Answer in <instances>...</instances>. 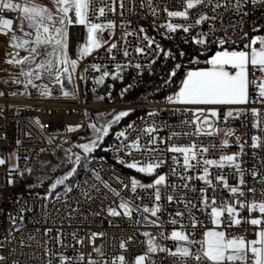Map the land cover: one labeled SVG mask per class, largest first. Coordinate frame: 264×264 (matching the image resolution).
<instances>
[{"label": "built area", "instance_id": "built-area-1", "mask_svg": "<svg viewBox=\"0 0 264 264\" xmlns=\"http://www.w3.org/2000/svg\"><path fill=\"white\" fill-rule=\"evenodd\" d=\"M14 3H24V0H12ZM110 2V0H109ZM221 4L227 7L216 8L213 11L217 0L207 7L201 5L197 9L189 10V19L169 18L165 8L168 10H182V0H135L129 4L125 0L126 7L123 10V16L120 15L121 9L116 6V13H107L106 17L93 19V22L107 23L108 20L115 21L116 28L111 31L105 30L102 46L95 50L91 55L79 59L76 84L77 95L75 97H43L29 94H11L7 88L1 85L0 93V154H7L10 149L15 150L16 165L12 170L8 162L0 165V255L6 257L4 264H46L51 259L52 264H60L59 254L75 258L83 254L87 264L89 259L101 260V257L93 251V244L89 242L91 233H104L103 237L95 239V246H103V262L112 264V260L124 255L127 264H133L135 257L147 252L148 237L142 235L144 232L151 234L155 242L167 249L175 251L180 244L170 239L173 230H183L186 233H193L196 240V246L191 250L195 252L199 248L203 237V232L212 227L211 219L208 214L211 208L204 211H198L202 208L200 202V189L207 187L202 181L193 180L190 187L197 191L192 192L182 187L175 191L172 187H164L160 205L162 212L157 217H152L150 213H143V206H154L152 190L137 189V193H132L129 188H125L120 181L125 184L130 183L131 178L139 180L143 184L152 183L153 178L144 173H138L134 169H128L119 161L123 159L130 162L132 158L139 160L142 164L151 162L156 155L165 159L166 163L157 170L160 174L168 175L169 184L183 182L177 176L171 175V168L176 167L178 173H184L182 165L183 160L179 154H175L180 159V165H173L171 159L173 153L160 152L151 156L144 151H132V156L128 155L127 149L118 151L123 143H130L137 136H140L141 145H148V134L144 131L149 127L157 130L151 135L158 138V146L165 149L169 144L187 145L195 142L197 145L209 147V151L204 154L208 159L219 160L223 155H231L240 151V145H244V155L240 157L243 161L242 167L246 169L245 186H241L246 193L243 197H234L227 189L217 184L216 191L208 189L207 196L209 201L215 196L217 205L222 201L233 202L236 199L243 201L257 202L264 201V185L258 183L259 176L254 180L250 175L253 167L264 175V146L253 149L252 136L260 138L264 142V125L254 127L257 123L251 109L255 108L261 114H264V104L259 102V85L264 84V74L256 71L252 74L250 66L249 79L255 83L249 87L250 100L256 101L248 105L235 106L245 110L244 115L237 118L223 119V114L228 111L227 107H220V118H212L210 121L212 128L216 130L213 136H192L180 138L173 137L168 140L173 131L194 130V125H181L182 120L193 119L191 112L184 111L183 105H172L167 101V97L173 96L177 91L171 90L173 78L181 72L177 78L182 83L186 72L190 67L198 65L194 58L201 57L203 53H210L214 48L217 49H235L245 50V45L249 44L251 39L257 35L264 36V7L253 6L251 3L243 4V10L248 12L247 16L236 14L235 0H219ZM141 4L143 6H141ZM99 0L93 7H99ZM131 8V11L128 9ZM152 9H156L153 15ZM207 14L209 17L217 16L216 20H208L201 25H195V20L201 14ZM5 18L13 20L12 29L16 35L22 36L20 31L21 14L18 12L4 11L0 13ZM128 21H131L128 24ZM171 23H180L184 25L192 24L189 32L177 30L175 33H169L166 27ZM125 27H121V24ZM143 27L144 33H139ZM257 29L259 31H257ZM24 31H31L27 27ZM126 32H133V35H125ZM148 35L155 40L153 49L160 45L165 52H171L173 58H165L163 52L156 55L152 50L148 54L142 55L135 52L136 47H145L147 41L142 40V35ZM206 34V35H204ZM0 34V59L3 58L7 48H11L14 53H20L22 49H14L10 45V36ZM79 46L86 41V28L82 25L77 30ZM27 38V37H26ZM205 39V44H197L194 39ZM224 39L227 43L221 45L219 41ZM111 43H116L117 48L111 54L106 49ZM73 47L71 57L77 58V49ZM256 47H259L257 44ZM127 49L130 53L125 57L123 51ZM158 51V50H157ZM113 56L115 59H113ZM155 56V62L153 58ZM198 57V58H199ZM200 62H205L200 60ZM100 66V70H94L91 65ZM119 78H113L118 69ZM140 64V68L135 65ZM180 65L176 68V65ZM85 69L87 71L85 72ZM175 70L176 75L171 76ZM104 71L110 73L105 77L103 83L97 84L96 80ZM83 75L84 80L79 77ZM128 89L127 91H124ZM179 108L181 111L174 114L173 109ZM121 111H128L129 115L123 117L118 123H114L109 128V134L104 137L100 148L93 153L78 154L71 151L73 168L76 169L74 177L69 186L65 189L52 188L50 185L33 187L30 185V172L37 161L39 154H53L60 147H64L63 140L74 139L75 142L68 148L71 149L83 140L82 134L88 130L89 118L91 114L106 116L100 127L112 121L114 116ZM154 113V115H153ZM264 119V115L261 116ZM131 125V127H129ZM205 128V126H204ZM74 129V130H70ZM233 135L227 136L228 130ZM209 130V128H205ZM120 132H125L128 140L119 137ZM96 137V134L91 137ZM119 137V138H118ZM236 137H240L237 141ZM163 138L165 143L159 144V139ZM227 140L228 146L221 147V143ZM19 141V143H17ZM215 145V147H212ZM148 147H155L148 145ZM80 156V163L75 162L76 156ZM210 172L214 177L216 174H223L232 186L238 184V178H234V170L228 167L223 169L212 166ZM99 173L103 181L108 182L112 188L120 192V197H115L108 190L103 188L100 181L96 180L95 174ZM201 173L197 168L187 175L195 176ZM119 178V180L117 179ZM13 179L14 183H9ZM214 183L215 180L213 181ZM96 185L100 188L97 192L91 186ZM256 188L253 195L248 192L249 188ZM71 188V191L68 189ZM24 189L23 192H17ZM89 193L93 199L88 200L85 193ZM167 195L176 197L185 196L192 204L197 205L192 208L191 205L186 209L184 203L173 201L169 203ZM139 197V198H137ZM120 198L130 201V206L134 209L139 206L140 211H133L131 219L128 217H109L106 209L108 207H117ZM240 218L252 219V214L247 208L240 210L237 205ZM178 211L184 212L183 217L176 216ZM100 213V215H95ZM189 214L195 216L200 223L195 229L192 228L189 220ZM225 215H227L225 213ZM256 218L264 220V214L256 212ZM144 217H148L146 221ZM176 219L177 224L169 221ZM156 221V224L149 221ZM139 221V223H137ZM160 225V226H157ZM264 227L254 226L250 223H242L238 227L223 228L226 234L233 236H244L246 240L257 239L256 233ZM51 229V232L46 230ZM75 237L83 240V245L77 243ZM163 234V236L161 235ZM132 241L127 244V251L119 247L120 242ZM167 236L168 239L163 237ZM63 241L58 244L57 239ZM45 246L51 249L55 255H45ZM91 254V256H89ZM150 255V264H184L177 257L169 255L167 252H157ZM68 264H76L75 259H71ZM117 264L119 262L117 261ZM187 264H196V261L189 259Z\"/></svg>", "mask_w": 264, "mask_h": 264}, {"label": "snow or ice", "instance_id": "snow-or-ice-1", "mask_svg": "<svg viewBox=\"0 0 264 264\" xmlns=\"http://www.w3.org/2000/svg\"><path fill=\"white\" fill-rule=\"evenodd\" d=\"M97 0H52L54 5V10L46 6L40 5L33 2V0H24V3H14L12 0H0V13L4 11L18 12L21 14V25L20 31L23 32L22 36H18L12 29L13 20L10 18H5L0 15V34L8 35L9 32H12L10 36V45L14 49H24L28 52V55L17 58L19 53L9 54L11 59L7 62L10 64L16 65H28V69L22 70L21 74L27 78V83L25 87L31 85L33 88L42 87V95L48 96L51 95L50 90L46 85L38 86L34 83V80H40L43 73H47L50 78L53 79L54 83H57L61 86L63 90L64 79L66 78L69 83H73V74L76 72L78 61L86 56L91 55L95 50L99 49L103 43L107 41L103 40V34L105 30H108L111 34V31L116 28L115 21L108 20L107 23H98L93 22L92 18L99 19L101 17H106L107 13H116V6L119 5L121 9L120 15L123 16L124 9L126 7L125 0H99V7H93ZM135 0H128V3H134ZM183 8L182 10H168L167 8L164 11L167 12L169 18H181L183 20L189 19V10L197 9L198 6L207 7L212 3V0H182ZM251 3L253 6L264 7V0H235V11L236 14L247 16L248 12L243 10L242 5ZM141 6H143L141 4ZM149 7H151V0H149ZM227 7L226 4H221L219 0L215 4L213 11L216 8ZM131 11V8L128 9ZM153 15L156 14V9H152ZM217 16L209 17L206 13L199 15V18L195 20V25H201L208 20H216ZM131 21H128L130 24ZM73 25H82L86 28V41L79 46L77 49V58L73 59L70 56V43H69V28ZM27 27L31 31H24V28ZM121 27H125L122 23ZM161 27H166L169 33H175L177 30H182L187 33L193 27L192 24L184 25L180 23H171L167 25H162ZM257 31H259L257 29ZM145 29L141 27L139 33H144ZM133 32H126L125 35H133ZM206 35V34H204ZM27 37V38H26ZM142 40L147 41L145 47H136L135 52L137 54L146 55L148 50H152L156 55H159L160 52H163L165 58H173L171 52H165L160 45H156V48L153 49L155 40L148 35H142L140 37ZM194 42L197 44H205V39H196L193 38ZM221 45L227 43L226 40L221 39L219 41ZM259 47H256V45ZM43 48L44 59L37 62V57L40 56V49ZM117 48L116 43H111L110 46L106 49L107 53L111 54L114 49ZM158 50V51H157ZM125 57L129 56L130 53L127 49L123 51ZM113 59L115 57L113 56ZM153 63L155 62V56L153 58ZM208 64L211 65L210 68L200 69L189 71L186 74V77L182 81V86L179 91L173 96L167 97V101L172 105H183L185 106L184 111L191 112L193 119H186L181 121V125H194V130L188 131H173L168 137V140H171L173 137L180 138L183 137H192V136H213L216 134V130L212 128L211 123L209 122L208 117L220 118L221 113L219 111L220 107H227L228 111L223 114V119L227 120L229 118H239L241 115H244L245 110L235 106L248 105L249 103H255L256 101L250 100V91L249 87L251 84H254V80L249 79L250 75V66L252 74L254 75L256 71L264 74V36H255L251 39L250 43L245 45V50H221L216 52L208 61ZM91 67L99 71L100 66L93 64ZM136 68H140V64L135 65ZM176 68H179L180 65H176ZM121 65H117V73L113 78H119V69ZM87 69H85V72ZM110 75L109 72L104 71L102 75L96 80L97 84L103 83L105 77ZM176 71L171 72V76H175ZM80 80H84L85 77L81 75ZM20 83L19 80L14 81ZM125 89L124 91H127ZM74 92L63 91L64 96L74 95ZM3 95V93H0ZM15 95V93H13ZM259 102L264 104V84L259 85ZM181 111V109H173L174 114ZM252 114L256 117L257 123L254 124V127H261L264 125V119H261V114L255 108L251 109ZM129 115L128 111H121L116 114L112 121L108 122L102 127H97L96 124H89L93 132L96 134V138L89 143H83L77 145L84 150L85 153H91L94 149L99 147V142L103 140L109 134V128L112 124L118 123L123 117ZM154 115V113H153ZM204 125H208L209 130H205ZM131 127V125L129 126ZM74 130V129H70ZM157 129L154 127H149L144 131L148 134V145H153L155 147H148V145H141L140 136H137L130 143H123L122 148L117 149L118 151L129 150L128 155L132 156V151L136 152H147L150 156L154 153L160 152H169L173 153L171 159L173 165H180V159L177 155L179 154L182 157L183 163L180 165L184 169V173H178L176 167L171 168V175L177 176L182 184H177L175 182L169 184L168 175L160 174L157 172L158 169L164 166L166 163L160 155H156L155 159L151 160L148 163H141L139 160L134 157L130 162L120 159V163L124 164L128 169H134L138 173H144L147 176L154 177L152 183L143 184L135 178L130 179V183L125 184L123 181H120L125 188H129L132 193H137V189L152 190V197L154 198V206L151 208L147 205L143 206V213H150L152 217H158V213L162 212V207L160 201L162 199L161 189L164 187H172L175 191L177 188L188 189L189 191L195 192L196 188L190 187V183L193 180L202 181L207 187L201 188L199 191L201 193L200 202L203 205L202 208H197L198 211H204L207 208H211L210 213L208 214L213 224V228L205 230L203 232V237L200 242L199 248L195 252L191 249L196 246V240L193 237V233H186L183 230L177 231L173 230L171 232L170 239L174 242L180 244V247L176 248L175 251L167 249L155 242V238L151 237L147 240V252L142 255L135 257L133 264H146V261L150 260L149 254H154L157 252H167L173 257H177L184 264H187L189 259L196 261V264H264V227H261L260 230L256 233L257 239L246 240L244 236L240 235H231L226 234L224 228L238 227L242 223H250L254 226H261L264 224V220L260 218H240L237 205L239 209L243 210L247 208L249 212L258 211L260 214H264V201L257 202L254 199L252 201H243L236 199L233 202L222 201L220 205H217L215 196L211 201H209L207 192L208 189H212L213 193L216 191L217 184L222 188L227 189L231 195L234 197H243L246 193L242 190L241 186H245V173L246 169L242 167L243 161L240 159L244 153V145H240V151L238 153H233L231 155H223L219 160L208 159L204 156L205 153L209 151V147L202 145H197L195 142L187 145H176L169 144L167 148L160 149L158 146V138L151 135ZM264 131V128H261ZM225 135L231 136L233 132L229 129ZM119 137H123L125 141L128 140L125 132H120ZM118 137V138H119ZM239 141L240 137H236ZM251 147L253 149L260 148L264 146V142L260 141V138L257 136H252ZM19 143V141L17 142ZM165 143L163 138L159 139V144ZM223 147L228 146V141L224 140L221 145ZM215 147V145H212ZM71 159V157H69ZM81 157L76 156L75 162L80 163ZM6 163L5 159L0 158V165ZM215 166L218 168H231L234 170V178H238V184L232 186L228 183V179L223 174H216L214 177L210 172V167ZM200 168L201 173L195 176L187 175V173L194 171L195 169ZM26 171H31L27 169ZM76 171L75 168L69 172L68 175H72ZM250 175L254 180L259 176L258 183L264 185V175H261L258 170L253 167ZM96 180L100 181L103 188L108 189L113 196L120 197V192L115 188H112L111 185L103 181L99 173L95 174ZM67 179V176L57 179L55 184L52 185V188H56L57 185L63 184ZM119 180V178L117 177ZM215 180L216 183L213 181ZM13 183V181H9ZM95 191L99 192L100 188L96 185L91 186ZM72 189L69 188L68 191ZM249 193L255 195L256 188H249ZM261 195H264V191L261 192ZM85 196L88 200H92L93 197L89 193H85ZM139 198V197H137ZM169 203L173 201L184 203L185 208L187 209L189 205L192 208H196L197 205L192 204L191 201L187 200L185 196L176 197L173 195H167L166 197ZM133 211H140V207L137 206L135 209L130 206V201L120 198V202L117 207H108L106 209L107 215L109 217H128L131 219ZM225 213L227 215H225ZM95 215H100V213H95ZM184 212L178 211L176 216L183 217ZM147 221L148 217H144ZM189 220L193 229L197 227V224L200 221L195 217L189 214ZM172 224H177L179 221L176 219H171L169 221ZM139 223V221H137ZM149 223L156 224V221H149ZM160 226V225H157ZM51 232V229L46 230ZM74 239H77V243L83 245L84 241L75 237V233L72 234ZM104 233H91L89 242L93 244V251L101 257V260L89 259L87 264H106L103 262L104 252L102 251L103 246H95V239L97 237H103ZM145 237H150V233H142ZM163 236V234H161ZM164 239L169 237L164 236ZM57 243L63 244V241L58 237ZM132 237L128 238V241H121L119 247L127 251V244L132 241ZM52 254L51 249H48L45 246V255L48 256ZM55 255V254H52ZM91 256V254H89ZM71 259H75L76 264H83L85 257L83 254L75 258H70L62 253L59 254L60 264H68ZM6 257L0 255V264H4ZM127 264L126 258L124 255H119L112 260V264ZM14 264H19V262H14ZM46 264H52V260H47Z\"/></svg>", "mask_w": 264, "mask_h": 264}, {"label": "rangeland", "instance_id": "rangeland-1", "mask_svg": "<svg viewBox=\"0 0 264 264\" xmlns=\"http://www.w3.org/2000/svg\"><path fill=\"white\" fill-rule=\"evenodd\" d=\"M33 2L38 3L40 5L46 6L50 9L54 10V5L52 3V0H33ZM80 27V25H73L70 26L69 28V43H70V56L71 53H73L72 49L73 47L76 48V46H79V42H78V37H77V30ZM221 50H235V49H217L214 48L213 52L211 55L208 56V58H205L202 54L201 57H197L194 58L195 62L198 63V65H194L192 67L189 68V71H194V70H200V69H206V68H210L211 65L207 63V61L218 51ZM44 49L41 48L40 49V56L37 57V62H39V60L44 59ZM210 52V53H211ZM13 54L15 55V53L12 51L11 48H7L4 52L3 58L0 59V83L2 85H4L8 92L13 94H21V93H25L28 92L29 94L32 95H37V96H43V97H63V98H69V97H75L77 95V84H76V72L73 74V83H69L67 81V79H64V83H63V90L61 89V86L57 83L53 82V79L50 78L48 76L47 73H43L42 77L40 80H34V83L37 84L38 86H43L46 85L47 88L50 90L51 95L45 96L42 95V87H36L33 88L31 85H28L27 87H25L26 83H27V78L25 76H23L21 74L22 70H27L28 69V65H16V64H10L7 61L9 59H11V56L9 54ZM209 54V53H207ZM28 55V52L25 51L24 49L21 50V52L19 53L17 58H22L24 56ZM72 58V57H71ZM200 60L205 61V62H200ZM186 72V74H187ZM186 77V75L184 76V78ZM183 78V79H184ZM19 80L20 83H16L14 81ZM182 86V84H181ZM1 85H0V89H1ZM180 89V88H179ZM179 89L177 90V92L179 91ZM63 91H68V92H74V95H70V96H64L63 95ZM106 116H104L103 114L101 115H95V114H91L90 118H89V124H96L97 127H100L101 124H103L104 120ZM213 117L209 116V122L212 120ZM205 128H208V125H204ZM95 135V133L93 132V130L88 127V130L82 134V136L84 137L83 140H81V142L83 141H88L89 139H91V137H93ZM75 140L70 139L68 141H66L64 143V147H60L58 148L57 151H55L53 154H39V156L37 157V161L35 163V165L33 166V168L30 171V177H29V183L30 185H32L33 187L37 188L40 186H45V185H50L52 187L53 184H55L57 179H61L65 176H67V179L64 181L63 184L57 185L56 187L59 189H65L69 186V184L72 182L73 177H74V173L72 175H68L69 172L72 171L73 169V163H72V159H69V157H71V151H77L78 154H84V150L80 147H77V145L72 146L71 149H68L72 143H74ZM0 158L5 159V161L8 162L9 168L10 169H14L15 165H16V154H15V150L14 149H10L8 151L7 154L3 155L0 154ZM13 181V179L11 180ZM14 183V181H13ZM24 189H20L19 191H16L15 194H17V192H23ZM258 212V211H253L251 212L252 214V218H256L254 216V214ZM213 224L212 227L213 228ZM209 228V229H211ZM151 238V236H150Z\"/></svg>", "mask_w": 264, "mask_h": 264}, {"label": "trees", "instance_id": "trees-1", "mask_svg": "<svg viewBox=\"0 0 264 264\" xmlns=\"http://www.w3.org/2000/svg\"><path fill=\"white\" fill-rule=\"evenodd\" d=\"M214 50V49H213ZM213 50H212V52H213ZM212 52L211 53H209V54H207V53H203L204 55V57L205 58H208V56L209 55H211L212 54ZM181 76V72H179L178 74H177V77H175V78H173V80H172V84H171V90H173V91H177L180 87H181V84L182 83H179L178 81H177V78H179ZM48 185H45V187H47Z\"/></svg>", "mask_w": 264, "mask_h": 264}, {"label": "water", "instance_id": "water-1", "mask_svg": "<svg viewBox=\"0 0 264 264\" xmlns=\"http://www.w3.org/2000/svg\"><path fill=\"white\" fill-rule=\"evenodd\" d=\"M95 138H96V137L91 138V139H89L88 141L80 142L79 144L89 143L90 141L94 140ZM103 140H104V138H103ZM103 140L99 142V147H97L96 149H94L91 153L95 152L96 150H98V149L100 148V145L102 144Z\"/></svg>", "mask_w": 264, "mask_h": 264}, {"label": "crops", "instance_id": "crops-1", "mask_svg": "<svg viewBox=\"0 0 264 264\" xmlns=\"http://www.w3.org/2000/svg\"><path fill=\"white\" fill-rule=\"evenodd\" d=\"M151 236V235H150ZM150 237H148V239H149ZM139 255H142V254H139ZM138 256V255H137ZM146 264H150V261L148 260V261H146Z\"/></svg>", "mask_w": 264, "mask_h": 264}, {"label": "bare ground", "instance_id": "bare-ground-1", "mask_svg": "<svg viewBox=\"0 0 264 264\" xmlns=\"http://www.w3.org/2000/svg\"><path fill=\"white\" fill-rule=\"evenodd\" d=\"M68 140H70V139L63 140V144H64L66 141H68Z\"/></svg>", "mask_w": 264, "mask_h": 264}]
</instances>
